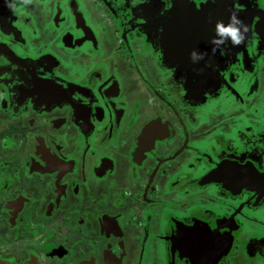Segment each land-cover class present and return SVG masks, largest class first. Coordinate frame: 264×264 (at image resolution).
<instances>
[{
    "label": "flooded vegetation",
    "instance_id": "flooded-vegetation-1",
    "mask_svg": "<svg viewBox=\"0 0 264 264\" xmlns=\"http://www.w3.org/2000/svg\"><path fill=\"white\" fill-rule=\"evenodd\" d=\"M5 4L0 262L264 264V0Z\"/></svg>",
    "mask_w": 264,
    "mask_h": 264
},
{
    "label": "clouds",
    "instance_id": "clouds-1",
    "mask_svg": "<svg viewBox=\"0 0 264 264\" xmlns=\"http://www.w3.org/2000/svg\"><path fill=\"white\" fill-rule=\"evenodd\" d=\"M24 4H32L33 0H22ZM215 2V0H213ZM8 7L14 13L18 9L13 5L9 4ZM249 31V26L245 24L238 15V10H233L229 16V22L225 24L223 21H217L215 25V37L211 40V43L214 45L213 54L215 51L220 48L226 41H231L233 46H240L243 44L247 38L246 34ZM207 53H199L196 50H193L190 54V58L194 63L203 60Z\"/></svg>",
    "mask_w": 264,
    "mask_h": 264
},
{
    "label": "water",
    "instance_id": "water-1",
    "mask_svg": "<svg viewBox=\"0 0 264 264\" xmlns=\"http://www.w3.org/2000/svg\"><path fill=\"white\" fill-rule=\"evenodd\" d=\"M7 11L8 7L5 4V0H0V21H3V19L7 18ZM204 228L202 231L199 229ZM207 228V229H206ZM186 237L190 238V241H197V242H209L213 243V247H211L209 250L212 251L214 260H217L219 258V254L222 252H226V250H229L230 245L233 241L231 231L224 232L223 238H220L219 235L221 232H218L216 228H210L209 226H200L199 224H193L190 228H188V231H186ZM214 244L217 246L215 247ZM222 244V247H219V245ZM204 246V245H203ZM204 252H208L207 249L201 248ZM219 253V254H218ZM0 264H5L3 262H0Z\"/></svg>",
    "mask_w": 264,
    "mask_h": 264
}]
</instances>
